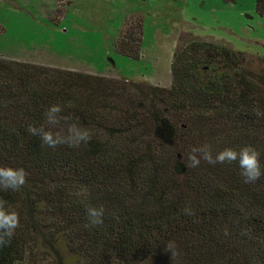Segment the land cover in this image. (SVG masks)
Wrapping results in <instances>:
<instances>
[{
    "label": "trees",
    "instance_id": "trees-1",
    "mask_svg": "<svg viewBox=\"0 0 264 264\" xmlns=\"http://www.w3.org/2000/svg\"><path fill=\"white\" fill-rule=\"evenodd\" d=\"M142 39V17H126L113 51L139 59ZM169 71L159 85L0 55V168L25 174L0 190L18 216L0 264H264V175L185 167L205 143L213 155L250 144L264 165V58L180 34ZM50 104L86 144L51 149L28 131L63 129L46 124Z\"/></svg>",
    "mask_w": 264,
    "mask_h": 264
},
{
    "label": "rangeland",
    "instance_id": "rangeland-1",
    "mask_svg": "<svg viewBox=\"0 0 264 264\" xmlns=\"http://www.w3.org/2000/svg\"><path fill=\"white\" fill-rule=\"evenodd\" d=\"M143 19V57L113 51L126 17ZM180 34L264 58L256 0H0V55L165 85Z\"/></svg>",
    "mask_w": 264,
    "mask_h": 264
},
{
    "label": "clouds",
    "instance_id": "clouds-1",
    "mask_svg": "<svg viewBox=\"0 0 264 264\" xmlns=\"http://www.w3.org/2000/svg\"><path fill=\"white\" fill-rule=\"evenodd\" d=\"M61 112V105L50 104L42 115L49 126H55L64 121L62 130H52L51 127L45 128L44 126H30L28 131L32 135L38 136L41 143L51 149H55L58 145L78 147L81 144H86L90 139L88 130L79 123L78 119L61 116ZM259 157L260 153L250 144L225 147L213 155L209 145L205 143L199 147H193L189 151L185 167H198L201 161L209 165L235 162L245 182H252L264 175V165H261ZM24 176L23 169L0 168V178H2L0 179V190H17L24 183ZM88 215L92 223H99L103 215V208H89ZM17 225V213L14 210L6 211L4 203L0 202V245L11 239ZM170 248L171 244L166 246V249Z\"/></svg>",
    "mask_w": 264,
    "mask_h": 264
},
{
    "label": "crops",
    "instance_id": "crops-1",
    "mask_svg": "<svg viewBox=\"0 0 264 264\" xmlns=\"http://www.w3.org/2000/svg\"><path fill=\"white\" fill-rule=\"evenodd\" d=\"M132 14H138V15H140L138 12H134V13H132ZM144 55H143V52H142V49H141V55H140V58L141 57H143ZM71 69H73V68H71ZM90 73V72H89ZM94 74H97V73H94ZM107 74H109V75H113V74H111L110 72L109 73H107ZM103 75H106V74H103ZM113 76H116V75H113ZM118 77V76H117ZM127 79V78H126ZM140 81V80H139ZM170 81V80H169ZM153 84H159V85H163V84H161L158 80H156V79H154L153 80V82H152ZM168 83L169 82H167V84H165V85H168Z\"/></svg>",
    "mask_w": 264,
    "mask_h": 264
}]
</instances>
